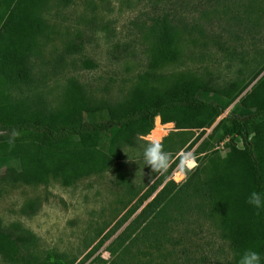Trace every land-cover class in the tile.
Wrapping results in <instances>:
<instances>
[{
	"label": "rangeland",
	"instance_id": "374dc122",
	"mask_svg": "<svg viewBox=\"0 0 264 264\" xmlns=\"http://www.w3.org/2000/svg\"><path fill=\"white\" fill-rule=\"evenodd\" d=\"M43 16L50 30L32 58V83L12 94L33 107L60 108L70 80L84 87L93 107L124 102L145 69L148 27L163 17L179 26L183 50L180 61L167 66L166 73L190 72L224 86L229 81H248L264 64V0H69L67 5L49 0ZM72 43L81 49L67 54L65 48ZM86 60L95 67L86 68ZM263 75L264 71L215 125L230 112L239 113L240 98ZM206 97L222 102L216 95ZM212 128L189 151L194 152ZM162 130L161 136L152 132L149 137H137L134 147L121 148L119 161L69 187L54 178L40 186L13 182L3 175L4 167L0 170L3 226L16 224L35 236L32 252L40 264L56 260L73 264H230L232 252L220 237L217 220L210 216L207 197L193 190L196 178L191 181L187 174L182 179L177 164L157 190L128 214L160 175L145 164L146 141L162 140L175 158L197 136L195 131H176L173 124ZM234 141L242 147L239 138ZM228 142L225 138L215 149L222 150ZM197 157L199 163L202 155ZM15 163L13 160L9 166ZM169 181L176 185L173 191L155 211L139 216ZM31 203L36 204V212L22 214V208ZM113 228L115 232L94 249ZM121 234L119 242L116 238ZM0 264H6L1 257Z\"/></svg>",
	"mask_w": 264,
	"mask_h": 264
},
{
	"label": "trees",
	"instance_id": "16d2710c",
	"mask_svg": "<svg viewBox=\"0 0 264 264\" xmlns=\"http://www.w3.org/2000/svg\"><path fill=\"white\" fill-rule=\"evenodd\" d=\"M48 1L0 0V170L5 167L3 175L13 182L40 186L54 178L69 187L119 161L121 148L134 147L137 137H149L159 127L168 130L172 124L176 131L197 132L186 148L190 150L264 71L263 64L248 81H229L224 86L190 72H164L180 61L183 50L179 26L163 17L148 27L145 69L124 102L93 107L84 87L70 80L60 108L33 107L12 94L32 83V58L50 30L43 16ZM61 2L67 5L69 0ZM80 49L72 43L65 51L71 54ZM83 65L95 67L89 60ZM209 95L222 102L204 98ZM239 105V113L230 112L199 143L194 151L202 155L199 167L188 174L191 181L196 178L193 190L204 193L209 201L210 216L217 220L220 237L232 252L230 264H239L248 250L258 252L264 264V208L248 203L253 191L264 194V75ZM225 138L229 142L222 150L215 149ZM13 160L16 165L9 166ZM175 165L158 176L128 214L157 190ZM175 187L167 182L139 216L155 211ZM36 207L27 204L21 213L32 215ZM114 232L115 228L93 248ZM116 240L122 242V234ZM35 246L31 232L16 224L3 226L0 220V257L6 264H40L32 252Z\"/></svg>",
	"mask_w": 264,
	"mask_h": 264
},
{
	"label": "clouds",
	"instance_id": "9594fccd",
	"mask_svg": "<svg viewBox=\"0 0 264 264\" xmlns=\"http://www.w3.org/2000/svg\"><path fill=\"white\" fill-rule=\"evenodd\" d=\"M146 145L143 153L145 164L157 174L166 173L172 164L176 163L182 173V179H187V174L199 167L198 157L192 151L185 150L174 158L172 153L165 150L162 140H148ZM248 203L257 209L264 208V194L253 191L249 195ZM239 264H261V256L256 251L248 250L241 256Z\"/></svg>",
	"mask_w": 264,
	"mask_h": 264
},
{
	"label": "bare ground",
	"instance_id": "6f19581e",
	"mask_svg": "<svg viewBox=\"0 0 264 264\" xmlns=\"http://www.w3.org/2000/svg\"><path fill=\"white\" fill-rule=\"evenodd\" d=\"M153 132L156 133L158 136H161V134L163 133L160 128L155 129Z\"/></svg>",
	"mask_w": 264,
	"mask_h": 264
},
{
	"label": "built area",
	"instance_id": "2783aa9c",
	"mask_svg": "<svg viewBox=\"0 0 264 264\" xmlns=\"http://www.w3.org/2000/svg\"><path fill=\"white\" fill-rule=\"evenodd\" d=\"M179 173L182 174L181 171H179ZM173 180H175V178H173Z\"/></svg>",
	"mask_w": 264,
	"mask_h": 264
},
{
	"label": "crops",
	"instance_id": "0c3cea01",
	"mask_svg": "<svg viewBox=\"0 0 264 264\" xmlns=\"http://www.w3.org/2000/svg\"><path fill=\"white\" fill-rule=\"evenodd\" d=\"M161 130H162V128L161 127H159ZM163 131V130H162Z\"/></svg>",
	"mask_w": 264,
	"mask_h": 264
},
{
	"label": "water",
	"instance_id": "95a60500",
	"mask_svg": "<svg viewBox=\"0 0 264 264\" xmlns=\"http://www.w3.org/2000/svg\"><path fill=\"white\" fill-rule=\"evenodd\" d=\"M215 125V124H214Z\"/></svg>",
	"mask_w": 264,
	"mask_h": 264
}]
</instances>
